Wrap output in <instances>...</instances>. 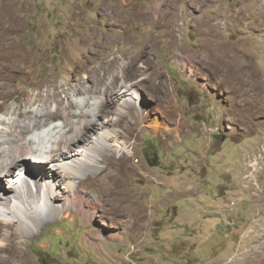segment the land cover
Masks as SVG:
<instances>
[{"label": "rangeland", "instance_id": "rangeland-1", "mask_svg": "<svg viewBox=\"0 0 264 264\" xmlns=\"http://www.w3.org/2000/svg\"><path fill=\"white\" fill-rule=\"evenodd\" d=\"M0 19L52 112L85 96L72 77H96L75 76L73 45L101 74L113 57L145 63L123 76L142 107L98 120L126 144L103 161L106 192L97 174L79 184L109 225L74 207L31 230L1 222L0 264H264V0H0Z\"/></svg>", "mask_w": 264, "mask_h": 264}, {"label": "bare ground", "instance_id": "bare-ground-1", "mask_svg": "<svg viewBox=\"0 0 264 264\" xmlns=\"http://www.w3.org/2000/svg\"><path fill=\"white\" fill-rule=\"evenodd\" d=\"M5 21L0 19V113L3 114L0 116V223L9 228L18 224L23 230H31L51 217L62 214L67 217L74 207L86 218L98 217L102 225H109L96 210L97 203L90 190L79 184L97 174L99 189L106 192L103 161L112 153H124L126 144L120 140L113 121L98 120L111 104L116 105L112 112L116 120L124 116L126 108L142 107L136 82L129 85L123 76L136 77L139 72H145V63L142 68L136 67L134 58H125L122 53L125 60L111 58L101 67V74L99 67L87 66L89 55L81 60L80 47L73 45L69 55L77 65V70H73L75 76L83 72L92 79L96 77L88 85L72 77L68 89L85 96L78 102L66 94L65 106L62 107V99H58L52 112L48 106L53 95H34L27 88L29 83L21 81V75L27 76L31 71V50L9 36L10 29L17 26ZM238 63L246 65L248 60L241 57ZM159 85L164 86V83L155 87ZM80 103L82 109L72 111ZM45 117L50 121L42 122ZM74 117L78 119L70 120ZM58 119H63L64 123H58ZM89 130L92 136L87 134ZM101 210L107 211L103 207ZM3 249L10 250L9 246Z\"/></svg>", "mask_w": 264, "mask_h": 264}]
</instances>
